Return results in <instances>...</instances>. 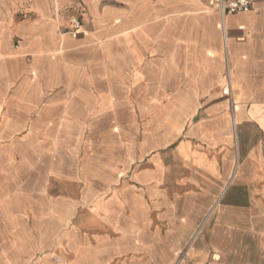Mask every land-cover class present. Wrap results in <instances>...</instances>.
<instances>
[{"label": "crops", "instance_id": "1", "mask_svg": "<svg viewBox=\"0 0 264 264\" xmlns=\"http://www.w3.org/2000/svg\"><path fill=\"white\" fill-rule=\"evenodd\" d=\"M84 254L264 264V0H0V264Z\"/></svg>", "mask_w": 264, "mask_h": 264}, {"label": "built area", "instance_id": "2", "mask_svg": "<svg viewBox=\"0 0 264 264\" xmlns=\"http://www.w3.org/2000/svg\"><path fill=\"white\" fill-rule=\"evenodd\" d=\"M210 5L219 11L222 18L227 14L249 11L256 0H207ZM71 24L73 25L74 31H81L83 23L78 18H71ZM231 90L230 85H227L223 89L224 94H229Z\"/></svg>", "mask_w": 264, "mask_h": 264}, {"label": "rangeland", "instance_id": "3", "mask_svg": "<svg viewBox=\"0 0 264 264\" xmlns=\"http://www.w3.org/2000/svg\"><path fill=\"white\" fill-rule=\"evenodd\" d=\"M124 179H128V178L125 177V178H123V180ZM68 191H69L70 195H72L73 197L76 196V183H75V181H70L68 183ZM84 255L85 256H84V258H82V261L78 259L79 264H102V263H100V261L95 260L92 257V254H84ZM125 255H126V257H130L133 254H125ZM66 256H67V261L68 262H71L74 259L71 254H66ZM186 256H187V254H185V252H183V254H180V258H179L180 260L179 261H181L182 259L186 258ZM119 258H120V256H117L116 259L112 260L109 264H117L119 262ZM106 260L107 259L102 260L103 264H104V261H106Z\"/></svg>", "mask_w": 264, "mask_h": 264}, {"label": "bare ground", "instance_id": "4", "mask_svg": "<svg viewBox=\"0 0 264 264\" xmlns=\"http://www.w3.org/2000/svg\"><path fill=\"white\" fill-rule=\"evenodd\" d=\"M138 157V156H137Z\"/></svg>", "mask_w": 264, "mask_h": 264}]
</instances>
